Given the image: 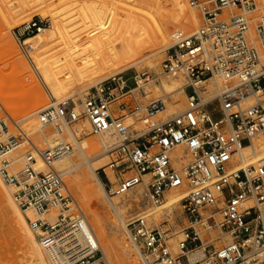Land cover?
I'll list each match as a JSON object with an SVG mask.
<instances>
[{
	"label": "built area",
	"instance_id": "obj_1",
	"mask_svg": "<svg viewBox=\"0 0 264 264\" xmlns=\"http://www.w3.org/2000/svg\"><path fill=\"white\" fill-rule=\"evenodd\" d=\"M191 2L201 7L202 25L187 36L175 34L161 66L166 75H181L186 80L185 107L180 113L155 121L164 103L157 100L142 105L136 100L146 96L152 83L146 73L131 78L130 87L119 78L112 80V87L93 88L81 102L90 133L115 138L106 167L118 182L113 186L105 176L102 189L109 199L124 196L147 177L145 197L151 203L161 202L164 193L182 185L192 193L179 204L188 224L180 242L181 256L169 252L170 227L148 229L141 221L126 227L141 264H189L183 251L202 244L194 230L197 224L220 229L230 241L220 247H203V259L194 264H264V220L256 206L264 202V163L234 166L236 152L264 131V66L260 63L264 0H211L207 6L199 0ZM224 9L238 13L222 17ZM213 76L231 86L202 98L200 84ZM114 91L128 95L131 101L118 118L108 107L117 98ZM257 94L261 98L257 104L242 107L243 100ZM36 115L41 128L56 121L69 125L80 117L67 101L52 103ZM129 119L132 122L127 123ZM0 128L6 130L4 121ZM59 132L58 128L56 135ZM17 146L13 135L0 141V178L12 187L20 210L59 212L53 226L44 220L29 221L48 263L105 264L95 262L101 254L84 213L77 208L76 214H68L74 200L62 173L53 169V163L67 155L71 146L59 141L39 151L31 145L32 151L16 172L5 155ZM177 149L183 152L180 157L173 156ZM37 159L46 173L35 169ZM249 200L256 205H246Z\"/></svg>",
	"mask_w": 264,
	"mask_h": 264
},
{
	"label": "bare ground",
	"instance_id": "obj_2",
	"mask_svg": "<svg viewBox=\"0 0 264 264\" xmlns=\"http://www.w3.org/2000/svg\"><path fill=\"white\" fill-rule=\"evenodd\" d=\"M135 1L144 5L145 9L132 10L129 1L121 2L122 12L118 15V19L114 18L113 22L117 24V35L110 36L106 33L88 34V25L90 24L88 19L80 20L68 15L69 10L73 8L72 0L36 1L34 4L36 16L42 17V11L45 8L50 7L53 10H50L52 15L48 22V28H38V34L32 38H26L22 42V48L33 66V71L11 38L7 39V44H4L10 49H8L9 56L12 55L13 61L16 62L14 68L18 74L23 76V79H27L32 87H38L37 78H39L56 101H70L69 103L73 104L76 114L81 118L76 123V127L71 129L65 126L74 148L70 153L56 160L53 163V169L64 175L72 173V176L68 177V184L74 191L76 205L87 216L88 223L97 240V249L101 254L95 262L105 264L106 262L107 264H130L134 255L138 258L137 249L134 246L130 247V244L125 242L128 241V239L125 240L126 227L137 221H157L163 214L171 215L172 208L192 194L184 185L175 187L164 193L163 200L159 205L141 208L135 217L131 215L133 218H130L128 209L125 207L127 200H121L118 197L108 199L106 195L104 196L96 174L97 170L104 168L109 162L107 153L115 143L114 136L107 133L96 137L100 145L92 139H78L90 131L88 121L82 117L81 102L83 99L81 100L79 96L82 90L114 79L115 76L131 68H136L140 62L145 60L148 66L154 70L155 65L149 61V58L156 52L162 51L166 46L172 45L173 41L171 44L169 40L174 38L179 30L181 31L185 27L196 28L199 26V19L194 11L196 6L190 0H184V2L182 0ZM43 5L46 6L43 7ZM0 15L3 16L4 22L10 21L17 26L30 22V17L25 21L18 20L16 18L18 14L8 0H0ZM159 45H161V49L154 50ZM7 48L3 47L4 52ZM260 57V63L264 66V55L261 54ZM178 76L182 77L175 75L171 76L169 80L158 81L155 93L171 95L173 100L171 99L172 102L164 105V113L158 114L155 121H159L158 116L169 117L184 109L185 93L183 88L186 82L181 86ZM200 85L202 86V91H200L202 98L222 92L231 86L217 76L207 78ZM148 89L147 87L146 94ZM0 95L6 103L3 102L4 106H11L10 104L14 100V103H17V100L22 102L26 109L24 119L27 121H25L27 129L34 134V137L36 135L40 142H45L48 147L54 145L56 142L54 137L42 136L41 126L34 116L36 105L29 100L23 101L26 97L23 89L12 88L7 82L0 80ZM259 96L260 94H257L255 97L246 98L243 100L242 107L254 106L260 101ZM108 107L109 110H114L113 105H108ZM0 121H4L1 116ZM7 136L0 128V141L6 139ZM182 154V150L177 149L173 156L180 157ZM25 155H16L12 161L10 160L18 167L16 172L21 170ZM235 156L234 166L237 168L264 163V131L254 136L250 144L242 146ZM107 158L108 162H106ZM36 161L35 169L39 173H46L47 169L40 160ZM104 170L108 181L112 183L114 176L110 171ZM146 180L147 177H144L143 182L136 187H142L143 195L146 191ZM11 190L0 178V199L6 205L18 233L25 243L28 254L35 262L34 264H49L29 227V221L44 220L53 226L56 224L59 212L55 209L44 213H36L31 209L20 210L12 199ZM132 192L133 190L127 194ZM246 205L256 204L249 200ZM256 206L259 208L260 217L264 220V202ZM100 210H104L103 216L100 214ZM210 231L212 230H209V239L216 241V244L220 243L219 240L224 243L230 241L228 235L220 229L217 228L215 233ZM195 232L200 239L198 232L196 230ZM184 236L182 231V239L185 238ZM177 244L178 250L181 252L180 242ZM203 247L204 245H200L183 251L189 264L200 262L203 259Z\"/></svg>",
	"mask_w": 264,
	"mask_h": 264
},
{
	"label": "rangeland",
	"instance_id": "obj_3",
	"mask_svg": "<svg viewBox=\"0 0 264 264\" xmlns=\"http://www.w3.org/2000/svg\"><path fill=\"white\" fill-rule=\"evenodd\" d=\"M8 1L16 10L18 14L16 18L18 20L21 19V21H25L29 19L30 17L29 19L30 22L17 26L11 23L10 21L4 22V20L2 19L3 16L0 15V80L7 82L12 88L23 89L26 95L23 101L26 102L27 100H29L32 103H34V105H36V108H37L36 109V114H37V112L48 107L50 104L59 103V102L56 101L51 96L50 92L43 85V83L39 80V78H37L39 88L32 87L30 85V82L27 79H23V76L16 72V69L14 68V64L16 62L13 61L14 58L12 55L11 57L13 59L9 56L10 55L8 53L10 52L8 51L9 48H7L4 44H7V39L11 38L14 41L15 46L20 51L21 56H23V59L26 61V63L30 65V67H32V71H33V66H31L32 64L29 58L27 57V54L24 52L22 48V42L24 39L32 38L36 34H38L37 32L38 28H48L49 26L48 22L51 18V15H52L51 11L53 10V8L49 7L48 9L47 8L43 9L42 11L43 14L41 17V16H36V13H35L36 9L34 6L36 1L39 2L40 0H8ZM128 1L132 5L131 6L132 10L139 11L140 8L145 9L144 5H141L139 2H136L135 0H128ZM128 1L127 0H72L73 8L69 10L70 12H68V15H71L72 17L78 18L80 20L84 18L88 19L90 23L88 25V34L90 35L94 33L95 34L96 33L97 34L106 33L109 36L117 35V28H116L117 24L113 23L114 18L115 20L118 19V15L120 14V12H122L121 11L123 7L122 3L128 2ZM182 1L184 2V0ZM210 1L211 0H199L202 6L203 5L207 6L206 4ZM46 5H43V7H45ZM194 11L196 12L198 16L199 26H201L202 25L201 7L196 6L194 8ZM233 13H238V11L233 10V9H224L222 17H228ZM252 17L253 15H250L248 18H252ZM199 26L196 28L185 27L181 29V31L179 30V33L183 36H187L189 34H192L197 28H199ZM169 41L171 43L173 41V38H171ZM2 46L7 48L6 52H4L5 50L3 49ZM170 46H166L162 51L156 52L151 58H149V61H152V64L155 65L154 70L153 68H150L148 66L146 60L142 61L137 65L136 68H131L128 71L115 76L114 79L104 81L103 83L97 86H92L88 89L82 90L79 95L80 99L82 100L89 90L96 88L98 86L112 87L113 86L112 80L117 81V79L119 78H121L122 80H126L127 86L130 87L132 86L131 78H133L135 75L146 73L148 74L150 79H152V83L148 87L149 89H148L146 96L144 98H139V96H137L136 100L142 105H145L151 101L155 102L157 100L162 101L164 105L168 102H172L173 98H171L172 97L171 95H166L164 93H155V90L159 83L158 81H160L161 79L169 80V78L171 77L163 73L161 69L162 63L165 60L166 50ZM160 47L161 45L157 46L154 50L161 49ZM36 77H37V74H36ZM178 81L181 86H183V84L186 82V80H184L180 76H178ZM226 83L231 85V83H228V82ZM114 93L117 98L114 101H112L109 105L114 106V110H110V111L113 114V117L118 118L124 113V107H128L131 105V101H130L129 96L122 94V92L114 91ZM17 101H18L17 103L15 102L16 104L11 103L10 104L11 106H4L5 101H3V98L0 95V104L2 106V111H1L2 113L0 114V116L4 118V123L6 124V130H2V131H4V133H6L7 135L15 136L18 141L17 148L13 149L7 156L5 155V158L11 161L13 160L12 158H14L16 155L18 156V155L27 154L31 150V145L34 146L39 151H43L49 148L45 144V142H40L39 139L36 138V135L34 137V134L32 132L30 133V130L27 129L28 128L26 124L27 121L24 119L26 109L24 108V104L22 102H19V100ZM184 101H185V98H184ZM184 101L183 103L185 104ZM67 102H70V101L67 100ZM161 113H164V111ZM36 114L34 116L37 118ZM82 117L85 118L84 116ZM166 118H168V116L167 117L158 116L159 121L164 120ZM80 119L81 118L79 117V119L75 123H72L69 125H66L62 121H56L52 124H49L45 126L44 128H41L42 133H43L42 136L43 135L52 136L54 137L56 141L55 143L62 141L63 143L71 146V150H72L74 148V145L72 141L69 139V136L65 130V126L72 129L73 127H76V123H78ZM155 120L157 119L155 118ZM130 122L132 121L129 119L127 123H130ZM58 128L60 129V132H59V135H56ZM96 137L98 136H95L92 133H90V131H88L87 133L83 134L78 139H84V140L92 139L98 142L99 144V141ZM36 141L37 142L39 141V142L37 143ZM106 162H108V158L106 159ZM12 165H13L14 170H18V167H16L15 164L12 163ZM104 169H106L107 171H110L112 175L114 176L112 183L110 182V184L114 186L118 182L117 176L115 175L113 171H111L109 168L105 166L104 168H101L96 171L97 177L101 183V187L106 183L105 181L106 173ZM62 175H63L62 176L63 183L65 184L66 188L71 194L74 200V204H75L72 206L68 214L74 215L77 213V208L79 209V207L76 205V202H75L74 191L70 188L68 184V177L72 176V173L66 174V175L62 174ZM10 188L12 189V187ZM11 191H12L11 196L13 197V189ZM142 192H143V189L140 186L136 188L135 191L133 190L131 194H127L124 196H117L121 200H125V199L127 200V205L125 207H127L128 209V215L130 216V218L135 217L139 213L141 208H145V207L149 208L154 205L156 206L160 204V202L156 204L149 202L145 197L146 191L144 195ZM104 196H105V193H104ZM113 198L114 197H111L110 199H113ZM81 211L83 212V210ZM171 212H172L171 215L163 214L157 221L144 220L143 225L148 229H153V228L165 229L166 227H170L171 232H170V235L167 237V246H168L169 252L173 256H181L182 252L178 250L177 243L183 240L182 231L186 227H188V224L186 222L184 214L181 211L180 205H177L174 208H172ZM104 213H105L104 210H100V214L102 216L104 215ZM131 215L133 217H131ZM85 217L87 216L85 215ZM194 228L198 232V235L202 241V244L195 243L196 246L204 245L205 247L208 245H213L215 247H220L225 244L222 240H219L220 243L216 244V241H211L209 239V235H210L209 230H212L215 233L217 232L216 228H206L205 224L204 225L197 224ZM179 235H180V238H178ZM34 237L35 239H37L35 235ZM126 237L127 236H125V240L127 239ZM125 242H127L126 244L128 245L130 244V242L128 243L127 240ZM129 246L133 247L131 244ZM34 263L35 262L32 260V258L28 254V251L25 247V243L23 242V239L19 235L17 227L14 224L6 205L0 199V264H34ZM130 264H141V262L139 258H137V256L134 255L132 257V260L130 261Z\"/></svg>",
	"mask_w": 264,
	"mask_h": 264
}]
</instances>
